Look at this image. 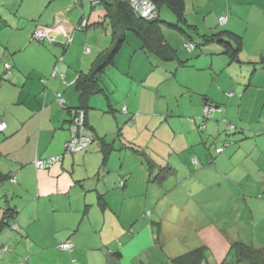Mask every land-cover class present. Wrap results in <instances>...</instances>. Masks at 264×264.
<instances>
[{
  "label": "crops",
  "instance_id": "crops-1",
  "mask_svg": "<svg viewBox=\"0 0 264 264\" xmlns=\"http://www.w3.org/2000/svg\"><path fill=\"white\" fill-rule=\"evenodd\" d=\"M162 14L163 11H160V17ZM185 14L190 26L187 28L188 32L198 36L214 34L219 27L218 19L228 18L227 24L217 32H223V36L234 46L241 45L238 59L235 60H232L229 54H224V48L221 46L213 44L204 50L205 56L208 54L211 57L209 67L219 75L224 74L225 66L233 70V84L241 94L240 101L236 104L239 117L236 125L245 123V126H241L242 129L248 127L249 131H253V122L259 117V129L254 135L248 134L246 130L245 137L254 143L255 150L258 149L262 160L254 162L253 166L255 169L259 166L257 195L263 200L264 116L261 117L259 111H250L249 106L254 105V109L262 106L261 110L264 111V0H186ZM163 15L166 16L167 22L176 23V17L171 12H164ZM103 17L105 15L101 9H90L89 4H84V0H0V57L6 53L10 54L15 67L10 82L1 83L0 80V122L7 123V129L0 133V264H20L26 256L30 257L29 264H128L122 259L137 235V226L126 224L117 208L122 197H136L135 183L130 180L131 173L135 172L129 165L126 169L125 162L122 161L125 155H132L126 153L118 157L120 166L117 171L112 164L115 158L113 153L109 154L104 164L103 147L107 145L113 150L120 143L122 146L137 143L129 133L130 126H135V122L137 126L140 124L136 116L141 110L140 106L145 105L141 92L149 88L154 100L157 91L154 105H158L162 99L161 92L152 89H156L161 80L152 73H161L158 69H166L167 62H161L143 51L140 41L129 36L128 43L122 47L114 64L106 67L99 75L100 91L92 94L88 100L86 119L94 133V143L87 151L64 155L65 143L70 139L68 122L72 113L80 106L81 97L75 82L79 77L84 79L89 76L96 59L113 47L112 37L106 42L109 36H103L100 31H96L99 28L74 33V26L83 18L88 19L91 25L102 23ZM38 26L55 29L51 32L55 39L51 46L49 43L40 44L31 40ZM165 29H175L162 24L163 35L172 47V42L167 40ZM60 30L73 34V41L65 50L64 61L60 63L57 75L52 79L56 58L63 54L62 44L66 41L65 34L59 32ZM181 35L184 38V46L186 39ZM88 47L91 49L90 53H86ZM42 50L48 52L45 58L41 56ZM26 53L31 55L25 56ZM182 55H186L187 60L193 57L186 51L179 54L177 51V59L169 62L172 63L171 68L175 66L171 70L175 71L170 75L193 65L194 59H190V65L189 61L185 66L180 65L179 60L184 59ZM136 58L146 63V68L140 69V77L137 78L132 74V63ZM216 59L221 63L213 66ZM1 73L2 69L0 75ZM151 76L159 81H153ZM170 77L162 78V81ZM44 78L49 79L46 88L41 82ZM134 84L139 91L136 96L131 91H125L126 85L133 87ZM204 85L190 87L197 89ZM182 88L187 89L185 86ZM58 93L64 96L63 107L57 101ZM231 94L233 99L237 97V93ZM117 96L123 97L118 100ZM209 102L222 106L221 102L206 94L202 96L201 101L190 103L188 106L193 108L191 105H198L193 108L198 112L201 110L199 105L203 108ZM147 107L150 109V105ZM69 111H72L71 114ZM199 115L194 113L189 119L195 129H198L201 123ZM156 116L161 117L160 114ZM224 117L232 124L236 119H228L227 115ZM222 118L221 114L216 115V118L207 124L206 131L215 128L217 135H220L225 127ZM141 119L146 122L149 116L142 114ZM161 123L158 122V125ZM215 123L217 124L214 125ZM162 131L167 135L166 130ZM216 136L207 135L204 138L199 135L194 140L181 137L168 139L161 136L157 140V148L162 147L160 151L154 152L157 148L153 147L147 149L157 157L156 169L164 168L162 165H165L179 175L180 171L177 169H184L183 155L193 158L195 151L191 153L190 146L192 148L193 145L194 148L199 142L204 147L208 146L209 142L210 145L207 151H198L200 159L196 165L192 163L195 160L190 164L199 165L196 167L199 169L206 167L205 164L213 159L214 150L220 140L225 137L218 136L220 139L216 140ZM226 136L234 142L239 140L236 136ZM240 145L237 144L231 152L226 151L218 157L222 166L230 162V158L234 159L239 155ZM172 153L178 156L177 161L167 160L166 156ZM61 155H64L63 161L47 170H37L33 165L35 159ZM225 160L228 162L225 163ZM230 167H233L232 163ZM12 176L16 177L17 183L10 182L9 178ZM123 181L124 185L121 186ZM101 197L106 202L105 209L101 207ZM6 210L13 212L18 230L13 231L4 226ZM258 221L259 224H253L251 236L264 232V218H259ZM67 241L74 244V249L62 252L58 246ZM110 251L115 254L109 255ZM169 262L172 264V260ZM206 263L209 264L207 258ZM249 264H264V254L259 256L255 263Z\"/></svg>",
  "mask_w": 264,
  "mask_h": 264
},
{
  "label": "rangeland",
  "instance_id": "rangeland-1",
  "mask_svg": "<svg viewBox=\"0 0 264 264\" xmlns=\"http://www.w3.org/2000/svg\"><path fill=\"white\" fill-rule=\"evenodd\" d=\"M89 2L90 0H84L85 5H88ZM94 3L92 0L91 4ZM161 11H163V14L164 12L170 13L166 8ZM163 14L161 20L167 22L166 16ZM96 31H100L103 36H109L106 42L111 39L109 22L105 23L104 28H99ZM59 32L71 36V34L65 33L64 30ZM165 33L168 36L167 40L172 42L174 45L172 47L175 50L177 49L178 54L186 51L185 44L183 46L184 38L178 31L165 29ZM130 37L135 39L132 34ZM33 40L38 42V40ZM49 45L52 44L49 42ZM47 53L42 50V58H45ZM29 55L31 54H25V56ZM205 55L204 53L198 59H195L191 67L181 68L178 73H173V75H170L175 71H171L175 67L171 68L172 63L165 64L166 69H158L161 73L158 71L152 73L157 79L161 80L159 86L152 89L161 92V101L158 102V105H154L157 91H155L156 94H154L153 100V93L149 91V88H145L141 92L145 105L140 106L141 110L136 116V120H139L140 124L137 126V122H135V126H130L129 136L132 140L136 139L137 143L130 146L126 144L122 146L120 143L119 146H115L113 150L111 149V153L115 156L112 164L117 168V171L120 166L118 157L130 153L132 156L128 157L127 154L122 158V161L125 162L124 167L126 169L129 165L135 172V174L131 173L130 180L131 183H135L136 197L134 198L132 195L122 197L117 208L118 212L123 215L126 224L131 223L133 226H137V235L131 241L127 248L128 251L122 259L125 263L170 264L169 260L188 254L197 248L209 246L206 250V258L209 264H249L245 262V256L242 257L236 253L235 247L239 243H246L247 246L253 245L250 250L260 254L261 257L264 254V232H257L251 236L253 224H259V218L261 220L264 218V198L262 200L259 197L260 195H257L260 181L257 177L259 166L256 169L253 166L254 162H262V160L257 152L258 149L255 150L254 143L251 139L247 140V137H245L247 131L248 134L254 135L259 129V117L257 121L253 122V131H249L248 127L241 129L243 133L240 134L241 138L238 140V143L241 144V150L234 159H229L230 162L225 160V163L228 162L229 165L227 163L222 166L221 159H218L219 156L221 157L219 155L214 162L205 164L206 167L204 168H196L199 165L192 166L190 163L193 160H195L193 165H196L198 159H200L197 154L200 151H207L210 145L209 142V145L204 147L199 142L194 148L193 145L192 148L190 146L189 151L191 153L195 151L193 158L189 155H183L182 167L184 169H177L180 174L167 171L168 173L165 174L167 178L162 180L161 169L155 168V163L158 161L157 157L147 149L148 147L157 148V140L161 136L168 139L181 137L185 140H194L199 135L204 138L207 135L209 137L211 135L216 136L215 128H209L208 131L200 133L189 120L194 113L200 114V117L203 116L205 106L202 108V105H199L201 110L196 112L193 108L198 105H191L193 108L188 105L201 101L204 94L221 102L220 104L224 106L223 110L215 107L216 111L227 115L228 119L236 118L234 123H231L234 127L242 128L241 126H245V123L236 125L239 122L238 105L236 104L240 101L241 94L234 87L233 70H229L225 66L224 74L219 75L217 71L209 67L211 57L208 54ZM183 58V60H187L186 55ZM218 63L221 62L216 59L213 66H217ZM140 64L142 67H140ZM190 64L191 62H189ZM1 65L0 63V69ZM207 67L209 68L205 70ZM143 68H146V63L136 58L132 63V74L135 78L140 77V69ZM151 71H153V67H151ZM165 71L168 73L166 74ZM167 77L170 78L162 81V78ZM119 79L121 82L123 81L121 75ZM151 79L155 82L159 81L153 79L152 76ZM203 82H206V84L204 85ZM198 85L204 86L197 89L190 87ZM182 86L187 89L182 88ZM126 90L127 92L131 91L135 96L139 94L136 84L133 87L126 85ZM232 92L237 93L235 99H233L234 96H230ZM122 97L117 96V99L121 100ZM147 105H150V109ZM261 108L262 106L256 107V109H254V105L249 106L250 111H259L260 116L263 117L264 111ZM142 114L149 116L148 121H142ZM159 114L161 117L156 116ZM158 122L162 123L158 125ZM191 125L194 128L191 129ZM126 126H129V124H126ZM162 129L166 130L167 135H164ZM212 130L215 131L210 133ZM207 141H209V138ZM121 148L127 151H123ZM232 148L234 146L227 149V151L231 152ZM158 149L159 147L154 152L160 151L162 147ZM144 152L151 155H146ZM177 154L179 155V153ZM166 158L167 160L177 161L178 156L172 153L168 154ZM230 163L233 165L232 168ZM162 167H165V165H162ZM188 167H190L189 170ZM148 168H150V171H148ZM182 171L186 173L183 174ZM119 191L122 192V190ZM150 260L152 261L150 262Z\"/></svg>",
  "mask_w": 264,
  "mask_h": 264
},
{
  "label": "trees",
  "instance_id": "trees-1",
  "mask_svg": "<svg viewBox=\"0 0 264 264\" xmlns=\"http://www.w3.org/2000/svg\"><path fill=\"white\" fill-rule=\"evenodd\" d=\"M153 3L155 6L157 15L155 18L151 20H146L140 16H138V13L134 12V9L132 8L131 5V0H93L95 2L94 4H91L92 0L89 2V7L92 10L96 9H101L102 12L104 13L105 17H103V22L102 23H96V24H90L88 19L83 18L80 20V22L77 24V26L74 28V33L78 32H85L89 28H104L105 23L109 22L110 27H111V37L113 40V47L108 50L105 53H102L94 62L93 65V70L89 76H86L84 79L79 77L77 79L76 83V89L80 93V103L79 107L75 109V111L72 113L70 120L68 122V131L70 132L71 129V123L75 118V115L80 111H83L85 114V119H84V127L89 130L92 135H93V143L95 141V136L92 131V129L89 127L88 121H87V110H88V105H89V98L92 94L100 91L99 84H98V79L99 75L104 71V69L112 64H114L116 56L119 54L121 51L122 47L128 43L129 36L132 34L134 35L141 43L142 50L145 51L146 53L155 56L157 59H159L161 62H173L177 59V51L172 48L166 41L163 32H162V24L168 25V27L174 28L181 34L185 36L186 43H185V48L191 57L190 59H197L198 57L202 56L206 50H204L205 47L207 46H212L213 44L216 46H221L224 48V54H229L232 60L238 59L239 53L241 51V45H238L237 47L232 44L228 39H226L223 36V32H217L222 28L224 25H221L218 19V29L215 31L214 34L212 35H205V36H198L195 35L194 37L188 32L187 28L190 27L187 23L186 19V14H185V4L186 0H149ZM166 8L168 9L175 17H176V23H170V22H165L161 20L160 17V11ZM228 19V18H227ZM86 22V25L83 26V23ZM228 22V21H227ZM227 24V23H226ZM225 24V25H226ZM38 27H45V26H38ZM37 27V28H38ZM36 28V29H37ZM50 28V27H46ZM35 29V31H36ZM106 30V29H105ZM34 31V32H35ZM33 32V33H34ZM32 41H34V37L32 34L31 37ZM73 41V35H71L69 38L66 37V41L62 44V50L63 54L59 57L56 58V63L54 67V72L52 73V79H54L57 75L58 72V67L60 63L64 61V56H65V50L68 49L69 45H71ZM49 43V41L44 40V41H38L37 43L41 44H46ZM188 44H193L194 45V50L191 52L187 49L186 45ZM91 50V49H90ZM91 52V51H90ZM11 55L6 53L4 56L0 57V63L2 73L0 75V80L2 82H10L11 78L13 77L14 74V64L11 61ZM179 60L180 65H186L188 61L190 62L191 60ZM64 77V76H63ZM64 79V78H63ZM49 79H42L41 82L43 84V87L46 88V84L48 83ZM51 80V79H50ZM58 95H61L64 99L63 94L58 93L57 94V101H58ZM65 100V99H64ZM210 103V102H209ZM206 104V108H213L214 112L211 115H208L205 113L202 117H200V125L198 127V131L200 133L206 131L207 129V124L212 122L216 118V114H221L219 111L215 110V107H219L220 110H223V106H216L214 104ZM62 107L64 105H61ZM66 107V106H65ZM66 109V108H65ZM70 114L72 111H69ZM223 116L222 118V123L225 125V130L224 128L222 129L220 135L216 136V140L220 139L217 138L224 137L221 139L220 144L217 145L216 149L214 150L213 154V159L209 160V162H213V160L225 153L227 149H229L232 146H236L239 144V141L234 142L228 136H236L240 137V134H242L243 130L242 128H237L234 127L224 116L225 114H221ZM0 123H5V122H0ZM7 125V123H5ZM7 129V128H6ZM5 131V130H4ZM4 131H0V133H3ZM264 131H262L263 133ZM261 133V132H260ZM226 134V135H225ZM247 136V134H245ZM70 139L65 143V148H64V155L68 154V148L67 144L69 143ZM92 143V144H93ZM92 146V145H91ZM90 146V147H91ZM89 147V148H90ZM89 148H87L84 151H87ZM103 155H104V164L106 163L109 154L111 153L110 147L105 145L103 147ZM221 151V152H219ZM83 152V151H82ZM76 154V153H72ZM64 155H61L59 157L53 156V157H48L45 159H35L33 162L34 167H36V161H44L46 165V170L49 169L50 167L60 163L63 161ZM211 157V158H212ZM51 158H57L58 161L50 164ZM195 162V161H194ZM193 163V162H192ZM38 170V169H37ZM171 169L169 167H164L161 168L160 172H162L163 177L162 180H165L167 177L165 176L167 171H170ZM1 179V177H0ZM13 179H16L15 176H12L9 178L11 183H14ZM4 180H6L4 178ZM4 180L2 182H4ZM17 180V179H16ZM1 182V183H2ZM17 183V182H16ZM161 183V182H160ZM15 184V183H14ZM121 186L124 185V181L120 183ZM261 197V196H259ZM106 202L104 201L103 197H101V207L105 209L106 207ZM4 226H7L10 230L16 231L18 230V224L16 222V218L13 216V212L10 210H6L4 214V221H3ZM2 224V226H3ZM17 225V229H13V225ZM63 244V243H62ZM60 244L58 247L62 252H69V251H64L60 248L62 245ZM74 249V244L72 243ZM236 253L239 254L240 256H245V262L247 263H255L258 259L260 254L251 251V247L239 243L236 244ZM206 247H200L197 248L188 254H185L183 256H180L176 259L172 260V264H208L206 263ZM5 251V249H4ZM7 252V251H6ZM115 252L110 251L109 255H114ZM29 256L24 257L22 262L20 264H29Z\"/></svg>",
  "mask_w": 264,
  "mask_h": 264
},
{
  "label": "built area",
  "instance_id": "built-area-1",
  "mask_svg": "<svg viewBox=\"0 0 264 264\" xmlns=\"http://www.w3.org/2000/svg\"><path fill=\"white\" fill-rule=\"evenodd\" d=\"M131 5L132 8L134 9L135 13H138V16L146 19V20H151L156 17L157 12L155 9V6L153 3L149 0H131ZM228 19L226 17L220 18L219 22L221 25H225L227 23ZM86 25V22L83 23V26ZM55 31V29L51 28H46V27H38L33 35L35 40L38 41H44L47 40L50 43H53L55 41L54 37L51 36V32ZM67 38H69L68 35H65ZM187 49L191 52L194 50V45L193 44H188L186 45ZM90 47L86 49V53H90ZM230 96H233L231 94ZM58 102L60 105L65 104V100L61 95H58ZM214 112L213 108H206L205 113L208 115H211ZM84 119H85V114L83 111H80L75 115L74 120L71 123V129H70V141L67 144L68 148V153H78L86 150L89 148L92 143H93V135L92 133L87 130L84 127ZM7 125L5 123H0V131L6 130ZM221 152V151H219ZM57 158H51L50 164H53L57 162ZM36 167L38 170H46V165L44 161H36ZM14 183L17 182L16 179H13ZM13 229H17V225H13ZM60 248L64 251H71L73 248L72 242L67 241L63 243ZM5 251H7L5 249Z\"/></svg>",
  "mask_w": 264,
  "mask_h": 264
}]
</instances>
